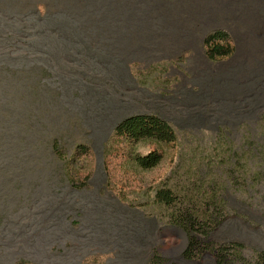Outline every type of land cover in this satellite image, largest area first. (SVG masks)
<instances>
[{
    "label": "rangeland",
    "instance_id": "1",
    "mask_svg": "<svg viewBox=\"0 0 264 264\" xmlns=\"http://www.w3.org/2000/svg\"><path fill=\"white\" fill-rule=\"evenodd\" d=\"M135 115L177 135L151 171L110 157ZM227 243L223 264L264 252V0H0V264H219Z\"/></svg>",
    "mask_w": 264,
    "mask_h": 264
},
{
    "label": "trees",
    "instance_id": "2",
    "mask_svg": "<svg viewBox=\"0 0 264 264\" xmlns=\"http://www.w3.org/2000/svg\"><path fill=\"white\" fill-rule=\"evenodd\" d=\"M204 47L207 57L214 61L226 59L230 57L234 51L230 35L223 30L209 32L205 37ZM142 143L153 147L146 155H141L135 150V147ZM176 143V132L169 123L155 115H135L123 120L117 125L108 149L110 150V157H114L113 164L116 165L115 162L119 163L116 169L120 167V161H122L125 165H130L127 167H131L132 171H134V169L151 171L163 161L164 154L160 148L162 146L173 148ZM123 146H126V148L123 149ZM54 148L56 152H59L56 145ZM87 153H89V149L82 150V146H79L76 156H84ZM74 161L75 158L72 162ZM118 173H121V171H118ZM89 179L90 176H87L85 179H71V183L75 188L84 189L88 186L87 181ZM134 181L130 180L129 177H123V179L118 182H121V184L124 182L125 185H132ZM124 193V190L121 191L120 196ZM155 201L160 204H165L168 207H173L177 204L178 199L172 191L159 189L155 194ZM192 229L197 238L207 239L209 237L211 224L206 221H196ZM241 247L242 246L238 243H227L215 246L214 251L218 256V263L223 264L227 259L234 260L236 257H239ZM198 255L199 254L195 252L194 256L198 257ZM16 264L33 263L20 261ZM255 264H264V252L258 254Z\"/></svg>",
    "mask_w": 264,
    "mask_h": 264
}]
</instances>
